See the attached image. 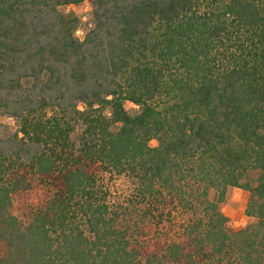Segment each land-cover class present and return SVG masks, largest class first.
Here are the masks:
<instances>
[{"label":"trees","instance_id":"trees-1","mask_svg":"<svg viewBox=\"0 0 264 264\" xmlns=\"http://www.w3.org/2000/svg\"><path fill=\"white\" fill-rule=\"evenodd\" d=\"M4 115L0 264H264V0H0Z\"/></svg>","mask_w":264,"mask_h":264},{"label":"rangeland","instance_id":"rangeland-1","mask_svg":"<svg viewBox=\"0 0 264 264\" xmlns=\"http://www.w3.org/2000/svg\"><path fill=\"white\" fill-rule=\"evenodd\" d=\"M69 8H63V11H67ZM91 10V2H86L80 9L79 13L84 15V21L89 18V12ZM85 33L84 25L77 32V36L83 38ZM18 124L15 119L8 116H2L0 118V135H8L17 130ZM134 180L127 176L121 175L116 177L113 183L110 185L112 205L117 209H134L129 203L130 197L133 194ZM217 191L212 190L210 197L214 200L217 199ZM248 199V192L244 189L230 186L227 188L225 199L219 202V207L225 215L229 218V225L233 229H240L245 226L248 221V217L244 214V204ZM131 207V208H130ZM135 219V218H134ZM132 223V220H131Z\"/></svg>","mask_w":264,"mask_h":264}]
</instances>
